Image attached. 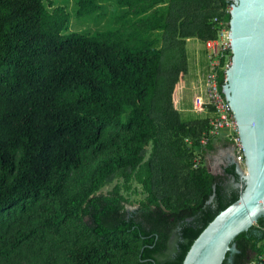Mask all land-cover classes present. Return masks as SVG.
Segmentation results:
<instances>
[{
	"label": "trees",
	"instance_id": "trees-1",
	"mask_svg": "<svg viewBox=\"0 0 264 264\" xmlns=\"http://www.w3.org/2000/svg\"><path fill=\"white\" fill-rule=\"evenodd\" d=\"M46 1L0 0V264H182L244 189L236 163L224 174L241 187L203 163L193 168L195 154L214 148L199 143L210 116L181 124L168 108L185 38L214 39L212 19L229 22L233 2L112 0L127 13L144 1L168 6L142 31L88 36L64 34L69 15ZM97 8L80 0L77 17ZM152 30L162 31L161 47L146 40ZM159 122L173 133L169 144ZM75 173V189L61 199ZM113 177L146 193L135 211L118 185L98 194ZM259 257L264 217L234 239L223 264Z\"/></svg>",
	"mask_w": 264,
	"mask_h": 264
},
{
	"label": "water",
	"instance_id": "water-1",
	"mask_svg": "<svg viewBox=\"0 0 264 264\" xmlns=\"http://www.w3.org/2000/svg\"><path fill=\"white\" fill-rule=\"evenodd\" d=\"M232 2L223 93L244 155V189L195 239L182 264H223L234 239L264 217V0ZM237 171L241 176L239 166Z\"/></svg>",
	"mask_w": 264,
	"mask_h": 264
},
{
	"label": "rangeland",
	"instance_id": "rangeland-1",
	"mask_svg": "<svg viewBox=\"0 0 264 264\" xmlns=\"http://www.w3.org/2000/svg\"><path fill=\"white\" fill-rule=\"evenodd\" d=\"M79 1L80 0H47L45 2L48 11L52 12L56 8H62L64 12L69 15L68 30L65 31L64 34L79 33L91 36L103 31H142L153 21L154 11L164 13L168 6L167 2H164L152 9H148V4L144 1L142 3H136L131 9L132 11L127 13L126 9L119 8L112 0H93L98 8L88 15L77 17ZM145 38L146 40H153L156 47L162 46L161 30H152ZM204 44L205 41L193 35L185 38L184 60L177 75L178 81L174 87L171 104L168 107L178 114V119L181 124L206 120L211 115L204 93V66L208 54ZM159 123L160 138L165 145L167 143L169 144L173 140V133L165 128L163 123ZM151 146L152 145L146 150V158H148L151 152ZM220 147L221 144L216 142L213 151L201 154V163L206 166L212 175L221 179L225 184L241 187V184H235L230 177L224 174V169L230 164L229 162H224L218 168L213 166L214 170L210 169V164L212 162L211 158ZM239 168L243 171L241 174L242 177L245 171V163L239 166ZM80 177V173H75L72 176L61 199L73 192ZM116 185L120 186L125 199V208L129 212L135 211L139 207V203L145 201L146 193L135 180L129 185V191H125L123 180L119 177H113L112 181L103 186L98 194L107 195ZM252 257V254H250V258Z\"/></svg>",
	"mask_w": 264,
	"mask_h": 264
},
{
	"label": "built area",
	"instance_id": "built-area-1",
	"mask_svg": "<svg viewBox=\"0 0 264 264\" xmlns=\"http://www.w3.org/2000/svg\"><path fill=\"white\" fill-rule=\"evenodd\" d=\"M232 5L233 3L227 7V13L230 12ZM212 24L216 31V37L207 40L204 44L209 59L208 72L204 78V93L211 115L209 118V129L201 135L199 143L202 148H205L211 141L224 137L233 149L234 163L237 166H241L245 163V160L238 135V128L223 93L226 83L225 74L231 65L232 55L229 39V22L224 20L223 17H214ZM220 76L223 77L222 83ZM200 165L201 157L195 154L193 168L196 169ZM258 260L257 264H263L264 259L262 257H259Z\"/></svg>",
	"mask_w": 264,
	"mask_h": 264
},
{
	"label": "crops",
	"instance_id": "crops-1",
	"mask_svg": "<svg viewBox=\"0 0 264 264\" xmlns=\"http://www.w3.org/2000/svg\"><path fill=\"white\" fill-rule=\"evenodd\" d=\"M205 62L206 63L204 66V71H205V75H206V73L208 72V66H209L208 54H207ZM216 142L221 144V147L215 152V155L212 156V158H211L212 159V162L210 164L211 170H214L213 166H215V168H218L224 162H229L230 164L234 162L233 161L234 160L233 149L230 146V143L226 139H224V137H221V138L215 140L213 143L215 144Z\"/></svg>",
	"mask_w": 264,
	"mask_h": 264
}]
</instances>
